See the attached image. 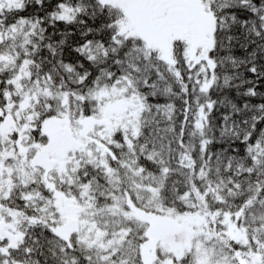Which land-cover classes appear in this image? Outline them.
Returning a JSON list of instances; mask_svg holds the SVG:
<instances>
[{
  "label": "snow or ice",
  "instance_id": "6c2138e0",
  "mask_svg": "<svg viewBox=\"0 0 264 264\" xmlns=\"http://www.w3.org/2000/svg\"><path fill=\"white\" fill-rule=\"evenodd\" d=\"M0 264H264V0H0Z\"/></svg>",
  "mask_w": 264,
  "mask_h": 264
}]
</instances>
